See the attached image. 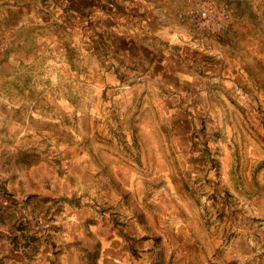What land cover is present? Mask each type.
Returning a JSON list of instances; mask_svg holds the SVG:
<instances>
[{
  "label": "rangeland",
  "instance_id": "obj_1",
  "mask_svg": "<svg viewBox=\"0 0 264 264\" xmlns=\"http://www.w3.org/2000/svg\"><path fill=\"white\" fill-rule=\"evenodd\" d=\"M252 258L264 0H0V264Z\"/></svg>",
  "mask_w": 264,
  "mask_h": 264
},
{
  "label": "crops",
  "instance_id": "obj_2",
  "mask_svg": "<svg viewBox=\"0 0 264 264\" xmlns=\"http://www.w3.org/2000/svg\"><path fill=\"white\" fill-rule=\"evenodd\" d=\"M251 260H253V261H251V263L249 261V262H247V264H257V263H255L257 260H255L254 258H252ZM8 261H9L10 264H14V263L18 264L17 262H13V259L12 260H8ZM19 264H21V263H19Z\"/></svg>",
  "mask_w": 264,
  "mask_h": 264
},
{
  "label": "built area",
  "instance_id": "obj_3",
  "mask_svg": "<svg viewBox=\"0 0 264 264\" xmlns=\"http://www.w3.org/2000/svg\"><path fill=\"white\" fill-rule=\"evenodd\" d=\"M202 16H207V13L206 12H202Z\"/></svg>",
  "mask_w": 264,
  "mask_h": 264
}]
</instances>
